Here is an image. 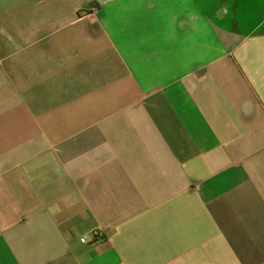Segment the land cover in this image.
I'll list each match as a JSON object with an SVG mask.
<instances>
[{
    "label": "crops",
    "instance_id": "crops-1",
    "mask_svg": "<svg viewBox=\"0 0 264 264\" xmlns=\"http://www.w3.org/2000/svg\"><path fill=\"white\" fill-rule=\"evenodd\" d=\"M0 264H264V0H0Z\"/></svg>",
    "mask_w": 264,
    "mask_h": 264
},
{
    "label": "built area",
    "instance_id": "built-area-1",
    "mask_svg": "<svg viewBox=\"0 0 264 264\" xmlns=\"http://www.w3.org/2000/svg\"><path fill=\"white\" fill-rule=\"evenodd\" d=\"M95 240H96V241H105L104 234L101 233V232H96V234H95ZM80 242H81L82 244H86V243H88V238H87L86 236H84V237H82V238L80 239Z\"/></svg>",
    "mask_w": 264,
    "mask_h": 264
},
{
    "label": "water",
    "instance_id": "water-1",
    "mask_svg": "<svg viewBox=\"0 0 264 264\" xmlns=\"http://www.w3.org/2000/svg\"><path fill=\"white\" fill-rule=\"evenodd\" d=\"M225 7H223V9H224Z\"/></svg>",
    "mask_w": 264,
    "mask_h": 264
}]
</instances>
